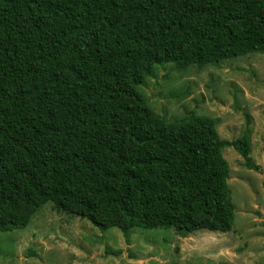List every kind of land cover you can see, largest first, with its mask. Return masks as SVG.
Segmentation results:
<instances>
[{
	"label": "trees",
	"instance_id": "trees-1",
	"mask_svg": "<svg viewBox=\"0 0 264 264\" xmlns=\"http://www.w3.org/2000/svg\"><path fill=\"white\" fill-rule=\"evenodd\" d=\"M264 52V0H0V232L47 202L101 229L228 232L222 148L245 166L250 127L170 122L139 86L156 65ZM106 252L121 254L106 247Z\"/></svg>",
	"mask_w": 264,
	"mask_h": 264
},
{
	"label": "rangeland",
	"instance_id": "rangeland-1",
	"mask_svg": "<svg viewBox=\"0 0 264 264\" xmlns=\"http://www.w3.org/2000/svg\"><path fill=\"white\" fill-rule=\"evenodd\" d=\"M139 89L170 122L210 117L219 138L230 141L250 127V156L262 172L247 168L234 147L222 148L236 209L232 229L134 227L128 243L120 228L101 229L47 202L25 228L0 232V264H264V52L186 68L156 65Z\"/></svg>",
	"mask_w": 264,
	"mask_h": 264
}]
</instances>
